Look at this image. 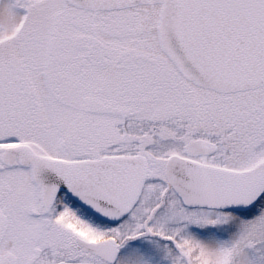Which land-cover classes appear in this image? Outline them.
<instances>
[{"label": "snow or ice", "instance_id": "1", "mask_svg": "<svg viewBox=\"0 0 264 264\" xmlns=\"http://www.w3.org/2000/svg\"><path fill=\"white\" fill-rule=\"evenodd\" d=\"M0 264H264V0H0Z\"/></svg>", "mask_w": 264, "mask_h": 264}]
</instances>
